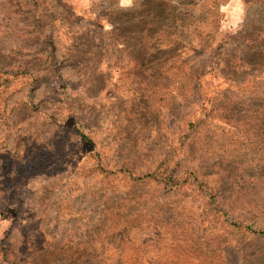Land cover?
<instances>
[{
  "label": "rangeland",
  "instance_id": "obj_1",
  "mask_svg": "<svg viewBox=\"0 0 264 264\" xmlns=\"http://www.w3.org/2000/svg\"><path fill=\"white\" fill-rule=\"evenodd\" d=\"M259 230L264 0H0V264H264Z\"/></svg>",
  "mask_w": 264,
  "mask_h": 264
},
{
  "label": "trees",
  "instance_id": "obj_2",
  "mask_svg": "<svg viewBox=\"0 0 264 264\" xmlns=\"http://www.w3.org/2000/svg\"><path fill=\"white\" fill-rule=\"evenodd\" d=\"M248 228H252V226H248ZM256 231V230H255ZM257 232H259V233H262V234H264V230H259V231H257Z\"/></svg>",
  "mask_w": 264,
  "mask_h": 264
}]
</instances>
